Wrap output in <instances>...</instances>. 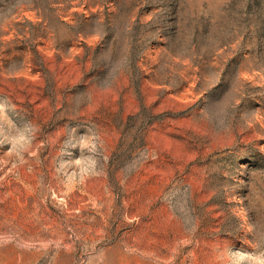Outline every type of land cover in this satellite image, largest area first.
Returning a JSON list of instances; mask_svg holds the SVG:
<instances>
[{"label":"rangeland","instance_id":"obj_1","mask_svg":"<svg viewBox=\"0 0 264 264\" xmlns=\"http://www.w3.org/2000/svg\"><path fill=\"white\" fill-rule=\"evenodd\" d=\"M0 264H264V0H0Z\"/></svg>","mask_w":264,"mask_h":264}]
</instances>
